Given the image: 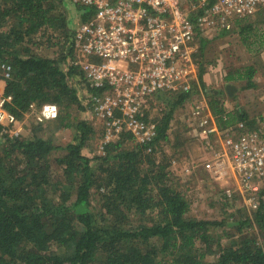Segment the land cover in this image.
<instances>
[{
	"label": "trees",
	"instance_id": "1",
	"mask_svg": "<svg viewBox=\"0 0 264 264\" xmlns=\"http://www.w3.org/2000/svg\"><path fill=\"white\" fill-rule=\"evenodd\" d=\"M65 2L74 6L72 15L78 23L93 15L91 9L69 0H0V61L10 69L9 79L0 71V97H10L4 109L18 121L31 105L53 103L58 116L44 123L53 122L55 130L77 131L66 153L56 159L60 179L53 177L50 161L59 148L39 134L47 124L37 123L30 137L11 134V126H0V264H264V201L251 210L250 217L239 221L190 218L191 204L171 179L170 163H165L169 158L156 164L155 150L146 154L128 132L103 144L94 166L82 154L92 128L85 121L73 123L68 110L71 106L88 109L85 92L95 90L73 64L75 28L62 8ZM251 17V21H238L231 32L238 30L245 43L251 33L264 45V8ZM43 37L47 44L61 47L58 56L36 52L43 47ZM202 51L200 45L197 55ZM203 72L198 69L197 83L206 88ZM256 72L251 65L228 72L224 80L244 81L240 89H254ZM191 92L156 95L148 105L162 103V115L150 118L148 108L143 117L137 115L156 124L150 145L170 142L173 113ZM220 95L214 90L206 93L219 130L243 123L264 132V125L256 120L264 122V115L250 118L240 106L226 111ZM173 136L176 155L185 141L177 132ZM207 156L208 162L209 149ZM94 189L102 191V202L91 208ZM222 198L229 203L224 193ZM233 223L237 232L227 236L225 229ZM252 225L256 234L243 229ZM223 238L228 239L226 244ZM216 248L214 261L208 262L206 257L215 254Z\"/></svg>",
	"mask_w": 264,
	"mask_h": 264
},
{
	"label": "built area",
	"instance_id": "2",
	"mask_svg": "<svg viewBox=\"0 0 264 264\" xmlns=\"http://www.w3.org/2000/svg\"><path fill=\"white\" fill-rule=\"evenodd\" d=\"M69 1L93 11L74 29L73 64L95 90L85 92L84 105L105 122L102 145L125 131L144 146L146 154L155 149L150 144L156 137V124L137 115L144 116L156 95L192 91L198 73L197 35L205 37L207 30L214 29L229 31L264 8V0ZM0 71L3 78H10L9 66L1 61ZM9 100L0 97L3 128L18 122L3 107ZM29 110L38 123L58 116L53 103L31 105ZM187 122L195 124L194 137L211 150L206 164L211 177L233 183L223 193L230 200L242 198L246 207L255 210L264 201V132L250 130L243 123L219 130L205 100L190 105Z\"/></svg>",
	"mask_w": 264,
	"mask_h": 264
},
{
	"label": "rangeland",
	"instance_id": "3",
	"mask_svg": "<svg viewBox=\"0 0 264 264\" xmlns=\"http://www.w3.org/2000/svg\"><path fill=\"white\" fill-rule=\"evenodd\" d=\"M63 10L67 18L71 17V27L75 28L78 25V18L72 15L74 6L68 3L63 4ZM254 17H251L248 21H251ZM217 30H207L205 37H202V33H199L194 43L196 53L194 56L195 63L197 65V72L199 68H203V81L206 86L200 87L197 84L196 88L191 92L190 97L186 102L179 106L173 113V119L171 121V135L170 142H160L155 145V163H163L165 157L169 160L165 163H170L168 169L171 171V179L175 186L181 190L189 200L191 206L190 211L187 214L188 217L194 219L204 220H222L225 217H234L233 221H239L242 217H250L252 215L251 210L246 207L242 198L235 196L226 204L222 198L223 190L228 185L233 183H227L226 180L213 179L206 167L207 164V148L196 137H194L195 124H189L187 122V113L190 110V105L196 100H205L207 102L206 93L210 94V91H220V99L224 103L226 111L232 110L235 106H240L249 114V117H257L264 115V45H260L261 41L258 37H253L249 33L248 40L242 42L241 36L234 32L222 31L217 33ZM40 37V36H39ZM44 38V37H43ZM200 39L205 42L201 43ZM43 47L36 51L42 56L53 58L58 56L60 48L52 46L50 43H46L45 38L41 40ZM253 45L251 46V44ZM202 45L203 51L198 56L199 46ZM254 65L257 69L256 72V88L242 90L240 89L244 85V81H232L226 83L224 80L225 75L228 72L239 70L240 68ZM231 85L233 88L232 95L229 96L226 90V86ZM194 87V86H193ZM162 105V103H160ZM161 105L153 104L148 106L149 117H160L162 113L160 110L163 108ZM208 105V104H207ZM209 108V106H208ZM211 112V111H210ZM70 114V120L73 123L78 121H85L92 128V133L89 135L87 145L82 150V154L90 158V164L94 166L96 164L97 155L101 154V147L105 132V122L99 119L92 109L89 107L85 110H80L76 106H71L68 110ZM258 123L263 126L264 122L256 119ZM34 114L28 113L22 120L10 127V133L19 134L23 137H30L34 126L37 125ZM46 125L47 123H42ZM172 130V131H171ZM177 132L185 143L181 148L177 150V154L173 155L174 136L173 133ZM42 138H49L52 143L59 149H56L51 154V165L54 178H60L61 170L56 164V159L63 156L65 147L74 142L77 131L74 128H63L55 130L53 122L48 123L39 133ZM203 165V167H202ZM62 179V178H60ZM234 191V187H232ZM92 199H90L91 208H96L101 205V193L95 189L92 192ZM74 201V195H72L70 202ZM95 210V209H93ZM232 221V222H233ZM236 223L232 226L228 225L225 229L226 235H235L237 232ZM248 233L256 234L257 230L252 226L244 227ZM227 238L222 239V243H227ZM215 254L208 255L206 260L213 262L216 257L217 248Z\"/></svg>",
	"mask_w": 264,
	"mask_h": 264
},
{
	"label": "water",
	"instance_id": "4",
	"mask_svg": "<svg viewBox=\"0 0 264 264\" xmlns=\"http://www.w3.org/2000/svg\"><path fill=\"white\" fill-rule=\"evenodd\" d=\"M232 89H233V88L231 87V85H227V86H226V90H227V93H228L229 96L232 95V91H231Z\"/></svg>",
	"mask_w": 264,
	"mask_h": 264
}]
</instances>
